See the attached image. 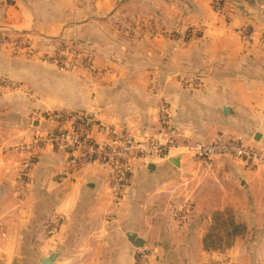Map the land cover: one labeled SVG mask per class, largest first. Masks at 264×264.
I'll use <instances>...</instances> for the list:
<instances>
[{
    "label": "crops",
    "instance_id": "obj_1",
    "mask_svg": "<svg viewBox=\"0 0 264 264\" xmlns=\"http://www.w3.org/2000/svg\"><path fill=\"white\" fill-rule=\"evenodd\" d=\"M217 1L0 0L18 43L0 46V264H134L128 233L148 264H264V165L185 149L221 134L264 149V0ZM55 43L71 69L35 53ZM51 112L93 118L98 142L105 127L174 146L134 162L115 207L105 169L28 149L56 131Z\"/></svg>",
    "mask_w": 264,
    "mask_h": 264
},
{
    "label": "built area",
    "instance_id": "obj_2",
    "mask_svg": "<svg viewBox=\"0 0 264 264\" xmlns=\"http://www.w3.org/2000/svg\"><path fill=\"white\" fill-rule=\"evenodd\" d=\"M3 41L0 38V45ZM13 49L18 43L10 44ZM54 63L59 60L51 59ZM46 117L56 124V131L45 135H34L28 149L38 147L39 144H56L66 149V167L70 171H79L89 165H97L105 169L108 176L111 202L117 207L124 197L125 188L133 174V165L137 160L147 161L154 157H161L167 153L169 147L174 146L170 140L166 144H160L157 140H138L126 132L110 128L99 127L103 134L102 141H96L92 137V128L95 127L93 118L81 114L47 113ZM160 122H165L161 116ZM164 124V123H163ZM24 149L23 145L18 146ZM186 153L191 158L210 159L216 156H228L241 161L247 166L256 167L264 165V149H256L246 146L241 142L219 135L212 141H200L187 143ZM30 161L24 163L20 170V178H27ZM178 223L184 222L185 213L176 211L174 216ZM63 223V218H56L50 226V232L56 231ZM134 264H148V253L145 249H138L134 257Z\"/></svg>",
    "mask_w": 264,
    "mask_h": 264
},
{
    "label": "rangeland",
    "instance_id": "obj_3",
    "mask_svg": "<svg viewBox=\"0 0 264 264\" xmlns=\"http://www.w3.org/2000/svg\"><path fill=\"white\" fill-rule=\"evenodd\" d=\"M7 30H6V28L5 29L4 28L0 29V38L3 41V44L0 45V46H4L2 48L4 50L5 49L8 50V52L10 54H12L11 52L14 49H13V47H11L10 44L15 41L16 36H14V33L13 32H11L9 30L7 31ZM22 49L25 50L24 52H26V50H27L26 48L25 49L22 48ZM50 49H52V50L49 51L48 53H44V51H40L39 49H37V51H36V49H33V47H32L31 50L33 51V53L36 51L35 53H39L41 56L51 55V59L55 58L56 56L61 55V52L62 53H65L66 52V54H72L71 51L73 50V48H70L69 50H65V48L58 46L57 43H55V45H53ZM60 60H61L60 63L56 64L57 67H59L60 69H62V70H69V69L72 68V66H71L70 63H67L66 61H63L62 58Z\"/></svg>",
    "mask_w": 264,
    "mask_h": 264
},
{
    "label": "water",
    "instance_id": "obj_4",
    "mask_svg": "<svg viewBox=\"0 0 264 264\" xmlns=\"http://www.w3.org/2000/svg\"><path fill=\"white\" fill-rule=\"evenodd\" d=\"M21 33V32H19ZM172 164L175 166V167H178L179 166V161L178 159H172L171 160ZM153 165H149L148 168L151 169L153 168L152 167ZM129 243L131 244V246H133L134 248L136 249H142L144 247V240L142 238H139L137 237L135 234H132V233H128L126 235ZM58 257V254L57 253H53L51 255H49L47 258H44L42 260H40V264H54L56 259Z\"/></svg>",
    "mask_w": 264,
    "mask_h": 264
},
{
    "label": "trees",
    "instance_id": "obj_5",
    "mask_svg": "<svg viewBox=\"0 0 264 264\" xmlns=\"http://www.w3.org/2000/svg\"><path fill=\"white\" fill-rule=\"evenodd\" d=\"M223 0H218L217 1V4H221ZM232 231L237 233L239 231V228L237 226H232ZM207 244V241L205 240V247H208V244ZM209 246H212V244H210Z\"/></svg>",
    "mask_w": 264,
    "mask_h": 264
}]
</instances>
